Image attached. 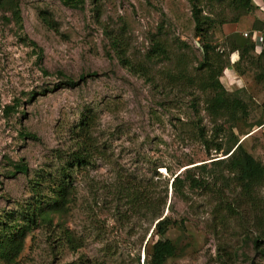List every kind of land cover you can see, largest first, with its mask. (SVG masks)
I'll list each match as a JSON object with an SVG mask.
<instances>
[{
	"label": "rangeland",
	"instance_id": "obj_1",
	"mask_svg": "<svg viewBox=\"0 0 264 264\" xmlns=\"http://www.w3.org/2000/svg\"><path fill=\"white\" fill-rule=\"evenodd\" d=\"M227 1L85 0L82 10H74L59 0H20L19 23L0 9V220L10 213L17 217L32 200L31 183L53 172L72 151V131L86 110L97 117L94 137L100 147L90 167L73 171L72 203L55 229L67 230L75 246L57 245L48 230L35 228L17 264H143L159 239L184 249L166 264L264 263V185L247 198L227 172L211 164L240 143L264 164V80L257 81L260 71L250 64L254 53L238 70L226 68L221 79L228 93L238 92L249 106L251 128L241 122L217 134L214 126L221 121L213 123L203 111L204 96L169 86L163 76L179 58L190 71L201 60L192 4L223 22L212 35L221 51L228 38L244 39L242 34L264 19L256 12L234 23ZM42 13L54 28L42 21ZM108 34L121 39L134 66H149L154 84L121 65ZM152 39L163 42L168 60L148 65ZM229 57L233 64L239 53ZM67 79L77 86H65ZM8 106L15 111L6 113ZM195 121L214 141L210 150L197 130L193 135ZM214 143L222 145L221 152L211 150ZM19 162L27 173L13 175ZM203 165L196 176L204 187H186L185 198L177 197L172 178ZM137 189L155 200L167 191L163 217L176 225L163 236L156 234L149 214L131 202Z\"/></svg>",
	"mask_w": 264,
	"mask_h": 264
},
{
	"label": "trees",
	"instance_id": "obj_2",
	"mask_svg": "<svg viewBox=\"0 0 264 264\" xmlns=\"http://www.w3.org/2000/svg\"><path fill=\"white\" fill-rule=\"evenodd\" d=\"M264 5V0H228L226 5L231 12L234 13L233 22L249 14L260 12V5ZM19 2L20 0H0V9L11 12L13 18L19 23ZM66 8L74 10H82L85 0H59ZM264 17V12L262 13ZM42 21L50 28H54V23L45 14L42 13ZM191 15L194 22V31L196 38H199V44L202 49L201 60L190 71L183 62V58L177 60L174 70L164 73L167 85L175 86L181 91L191 93L199 92L204 96L203 111L213 123L221 121V125L214 126L216 133L222 132L223 126L230 125L237 127L241 122L246 125L249 117V106L239 96L238 92L228 93L221 83L224 70L229 66H233L238 70L241 62L248 57L249 53H254L255 60L250 64H257L260 71L257 81L264 80V50L260 53L254 52V45L248 39H240L234 41L228 38V47L221 51L217 45L212 42V35L215 32L218 23L208 15H204L198 5L192 4ZM264 29V19H258L252 26L251 31H260ZM113 50L116 52L117 58L121 65L129 70H134L145 77L146 81L154 84L150 78L149 66L139 64L134 66L129 58L126 57L121 39L108 34ZM238 42V43H237ZM227 50V51H225ZM239 53L238 61L231 64L230 55ZM168 51L160 40L152 39V45L147 52L145 59L149 64H155L160 60H168ZM149 68V69H148ZM151 80V81H150ZM77 82L67 79L65 86L74 88ZM196 100V99H195ZM196 113V103L193 104ZM15 111V107H6L5 112L11 113ZM97 117L91 110L84 111L79 118L78 124L71 134L72 151L66 153L62 159V163L53 171L44 175H38L36 180L31 184L32 200L26 206H21L19 215L15 217V213L0 220V262L4 264H17L24 242L28 234L35 228H44L54 235L53 242L60 246H75V241L71 234L61 228L59 232H55L56 227L60 228V220L69 210L73 196V171L85 170L92 165L93 156L100 153V147L94 137ZM196 121L193 125V135L196 137V130L199 132V138L204 147L210 150V142H214L206 138L202 128H196ZM30 138H35L29 134H24ZM211 150L216 153L222 151V145L214 143ZM217 169L225 171L229 174V180L236 183L241 190V194L247 198H252L253 193L264 185V164L256 161L249 153H247L241 143L238 144L230 155L224 160L211 162ZM220 167V168H219ZM12 174L27 173V166L22 163H16L12 166ZM206 166L193 167L186 169L183 176L177 175L172 178L170 187L172 192L184 199V188L196 190V188L204 187V179L196 176V170L204 171ZM202 173V172H201ZM131 202L136 209L149 214L151 222L154 224V230L157 235L163 236L168 229L175 226L176 223L170 217H163L166 207L167 191L163 199L150 198L145 194H139L138 189L133 190ZM170 208V206H169ZM55 221L56 224H55ZM56 234V235H55ZM253 246L258 250V240H252ZM74 248V247H72ZM184 249L170 240L159 239L153 243L150 252L146 253L143 264H166L168 260L180 257ZM260 254L264 260V249L260 250ZM264 264V263H262Z\"/></svg>",
	"mask_w": 264,
	"mask_h": 264
},
{
	"label": "built area",
	"instance_id": "obj_3",
	"mask_svg": "<svg viewBox=\"0 0 264 264\" xmlns=\"http://www.w3.org/2000/svg\"><path fill=\"white\" fill-rule=\"evenodd\" d=\"M258 4L260 5V12L263 13L264 12V5H262V3H260V2H258ZM242 36L244 39H248V40L253 42L255 53L258 54L262 50H264V29H262L260 31H255V32L250 31L249 33L245 32L242 34Z\"/></svg>",
	"mask_w": 264,
	"mask_h": 264
},
{
	"label": "water",
	"instance_id": "obj_4",
	"mask_svg": "<svg viewBox=\"0 0 264 264\" xmlns=\"http://www.w3.org/2000/svg\"><path fill=\"white\" fill-rule=\"evenodd\" d=\"M197 45H199V44H197Z\"/></svg>",
	"mask_w": 264,
	"mask_h": 264
}]
</instances>
